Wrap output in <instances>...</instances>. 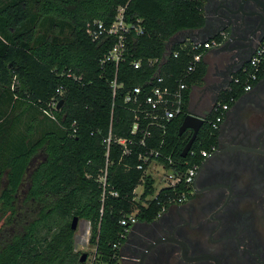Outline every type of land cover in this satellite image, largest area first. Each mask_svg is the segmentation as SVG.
<instances>
[{
	"label": "trees",
	"instance_id": "16d2710c",
	"mask_svg": "<svg viewBox=\"0 0 264 264\" xmlns=\"http://www.w3.org/2000/svg\"><path fill=\"white\" fill-rule=\"evenodd\" d=\"M205 2L0 0V264H85L75 252L74 217L90 223L95 264H117L128 234L122 219L139 208L138 220L150 223L164 205L170 207L169 199L181 197L182 185L166 190L147 208L133 201L134 190L145 178L136 168L138 155L144 151L136 143L145 125L132 135L136 114L124 103V94L133 87H147L156 67L149 61L163 60L177 34L205 25ZM125 6L127 21L141 20L143 34L128 36L127 51L118 67L111 62L101 65L115 39L94 42L90 37L93 22L109 27L118 8ZM215 40L220 43L222 37ZM200 51H194L190 42L171 44L172 54L163 63L162 74L170 85L179 79L187 84L184 114L165 134L152 129L153 136L147 140L148 146L188 166H200L202 152L218 146L219 130L211 123L221 110L212 109L203 117L204 125L190 152L182 157L192 136L187 132L179 135L184 118L190 114L189 89L201 83L206 67L201 61L189 76L186 70ZM175 52L179 53L177 58ZM135 61L142 62L140 69L133 67ZM116 73L123 88L114 99L111 82ZM70 74L81 80L75 81ZM240 76L238 73L234 78ZM230 87L216 100L228 110L244 95L235 81ZM52 99L64 101L60 110H53L57 121L43 113ZM113 103L108 184L119 196L107 193L102 202L99 177L106 166L107 151L103 140L110 131ZM121 138L133 140L128 145L129 156L123 155V148L115 142ZM153 183L150 176L145 178L143 198L153 193Z\"/></svg>",
	"mask_w": 264,
	"mask_h": 264
},
{
	"label": "flooded vegetation",
	"instance_id": "af4514ba",
	"mask_svg": "<svg viewBox=\"0 0 264 264\" xmlns=\"http://www.w3.org/2000/svg\"><path fill=\"white\" fill-rule=\"evenodd\" d=\"M236 36L227 45L236 51L216 86L218 91L229 85L237 66L250 59L261 38L254 35L243 41ZM263 92L264 84L255 87L228 110L218 146L200 165L191 195L154 221L138 220L129 228L121 248L128 264H140L151 244L167 238L148 252L143 264H169L170 260L174 264H216L214 259L220 264H264V154L255 151H264V115L261 121H251L242 114L244 125L240 127L227 119L231 110L244 101L254 102ZM175 240L186 244L188 258L212 259L186 260L183 247Z\"/></svg>",
	"mask_w": 264,
	"mask_h": 264
},
{
	"label": "built area",
	"instance_id": "2783aa9c",
	"mask_svg": "<svg viewBox=\"0 0 264 264\" xmlns=\"http://www.w3.org/2000/svg\"><path fill=\"white\" fill-rule=\"evenodd\" d=\"M126 6L119 7L114 21L109 27L105 26L103 22L94 21L93 29L90 32V37L94 42L101 41L104 38L112 37L115 39V44L109 51L104 60H102L101 65L107 62L114 63L116 67L119 66L120 62L124 60L125 52L127 51V40L128 36L132 33L136 35L143 34V28L141 26V20L136 23L128 22L125 16ZM223 38V35L221 36ZM192 49L194 51H199V53L194 54L192 62L186 70V76H189L196 68V65L200 63L205 55V52L213 47H219L222 42H217L214 39L208 40L207 42H192ZM167 55L163 60H150L149 64L155 67V72L152 78L147 81L146 86H137L128 89L124 94V103L131 105L133 111L135 112V123L132 128V135L138 134L141 126L142 138L136 143L138 146L144 149L143 152L139 153L137 165V170L143 171L145 178L151 177L154 180L153 183V193L144 197L145 191V178L142 179L140 185L133 192V201L138 203L143 208H147L150 202L160 200V195L166 190H177L181 185L183 186L182 195L178 200L172 201L169 199V206L171 204H177L185 200L192 193V186L194 179L199 169V165L188 166V163L182 164L176 162L171 155H164L163 152L155 147L148 146V139H151L152 129L161 130L164 134L167 132L169 125L181 115L184 114V97L185 91L187 90V84L179 79L175 84L170 85L166 81L164 75L162 74L163 63L166 62L167 57L172 54L171 46L167 48ZM174 57L179 56L178 52H175ZM133 67L135 69H140L142 67L141 61L133 62ZM241 73L240 77L232 78L226 89L231 90V84L235 81V84L240 86V90L244 95L251 92L259 83L264 82V40L259 42L256 49L254 50L248 63L243 64L239 67V70L235 73ZM234 74V75H235ZM68 77L74 79L75 81H80L81 78L76 75H68ZM112 94L115 99L119 90L123 88V84L118 83L117 73L114 80L111 82ZM57 93L62 95V91L58 90ZM234 99H231L233 102ZM58 99H52L45 109H43L44 115L56 120L53 110H58ZM115 103L112 105L110 131L108 137L103 140L104 144L107 146L106 151V166L105 169L101 171V176L99 177V183L102 189V202L109 196L117 198L119 193L110 189L108 184V172H109V154L112 142V122H113V111ZM212 109L216 112L220 109L221 112L216 117L215 121L212 122V127L214 130H219L221 124L224 120V112L228 110V107L222 103L215 102ZM116 144L123 148V155L129 156L131 150L128 145L133 143V140L118 139L115 140ZM164 144L161 142L160 146ZM213 148L212 151H214ZM211 151V152H212ZM190 152V151H189ZM211 152H202L203 158H207ZM192 155L194 153H191ZM173 202V203H172ZM164 205L162 211L159 213L158 218L167 210ZM139 208L131 214L126 215L122 221L121 225L129 228L138 222ZM126 231V232H127ZM95 252L94 256L90 257L85 264H95L96 263ZM118 264V263H117Z\"/></svg>",
	"mask_w": 264,
	"mask_h": 264
},
{
	"label": "water",
	"instance_id": "95a60500",
	"mask_svg": "<svg viewBox=\"0 0 264 264\" xmlns=\"http://www.w3.org/2000/svg\"><path fill=\"white\" fill-rule=\"evenodd\" d=\"M216 22H217V30L216 34L213 38L217 36H222L225 39L224 43H222L219 47V50H223L227 47L228 43H230L234 36L239 35L240 39L243 41H250L252 37L259 31L262 26H264V0H221L218 11L216 12ZM208 28V20H206L205 26L202 28V32L206 31ZM236 34V35H235ZM237 37V36H236ZM264 40V35L261 36L259 42ZM174 41V40H173ZM173 41H171L173 43ZM171 42L168 44L167 48H170ZM197 42V41H193ZM253 54V52H252ZM251 54V56H252ZM251 58V57H250ZM250 60V59H249ZM246 61L243 64L249 62ZM241 64V65H243ZM239 68L236 70V72ZM260 84V83H259ZM64 101L61 100L58 103L57 109L60 110L63 106ZM204 125V118L188 114L179 129V135L181 136L187 131H191L192 136L183 149L182 157H186V155L191 150L194 141ZM240 147H230L229 149H235ZM256 152L263 153L264 151L255 150ZM79 218L74 217L72 220V230L76 231ZM169 239H161L157 240L153 244L149 246V248L142 255L140 264L144 263L145 257L148 252L158 243L163 241H168ZM183 247V257L188 261H197L202 259H212V257L207 256H198L188 258V247L186 244L182 243L179 240H175ZM87 254L81 255V262L84 263L87 260ZM216 264H220V262L214 259Z\"/></svg>",
	"mask_w": 264,
	"mask_h": 264
},
{
	"label": "crops",
	"instance_id": "0c3cea01",
	"mask_svg": "<svg viewBox=\"0 0 264 264\" xmlns=\"http://www.w3.org/2000/svg\"><path fill=\"white\" fill-rule=\"evenodd\" d=\"M221 0H206L203 15L206 20H208V28L206 31L189 30L183 31L177 34L173 39V43H192L193 41L207 42L208 40L214 39L216 34L217 22H216V12L219 9ZM264 33V26L257 31L259 37ZM264 35V34H263ZM225 39L222 38V43ZM229 44V43H228ZM220 47V46H219ZM219 47H213L205 52L203 58V64L206 67V74L203 77L201 83L194 84L189 89L187 109L190 114L204 117L209 114L212 110L213 104L216 102L218 96L225 91V89L217 90L216 86L222 81L223 75L227 69V65L230 63L231 57L234 56L235 49H229L225 47L223 50H219ZM240 66V65H239ZM235 69V71L239 68ZM261 82L256 86L259 87L263 85ZM245 95H243L239 100H241ZM238 100V101H239Z\"/></svg>",
	"mask_w": 264,
	"mask_h": 264
},
{
	"label": "rangeland",
	"instance_id": "374dc122",
	"mask_svg": "<svg viewBox=\"0 0 264 264\" xmlns=\"http://www.w3.org/2000/svg\"><path fill=\"white\" fill-rule=\"evenodd\" d=\"M264 92L260 93L258 96H256L254 102H243L242 104H239V106L236 109H233L230 111L227 119H229V124L234 125L238 122L237 125H244V119L242 118V114H246L251 118V121H261L263 120L264 115ZM254 119V120H253ZM242 122V123H241ZM24 193V191H22ZM1 218V215H0ZM3 225V221L0 220V230ZM90 223L85 220H80L76 229L75 238H74V244H75V252H79L82 254H87V260H89L90 257L94 256L95 247H93L90 242ZM250 238L248 239V241ZM250 245H254L253 242L250 243ZM121 258L119 264H128V257L126 258V254L122 251ZM126 259V260H125ZM86 260V261H87ZM174 264L173 260H170L169 264Z\"/></svg>",
	"mask_w": 264,
	"mask_h": 264
}]
</instances>
